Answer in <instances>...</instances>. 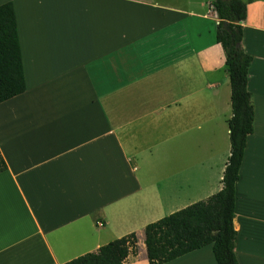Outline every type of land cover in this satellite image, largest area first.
Instances as JSON below:
<instances>
[{"label":"crops","instance_id":"crops-1","mask_svg":"<svg viewBox=\"0 0 264 264\" xmlns=\"http://www.w3.org/2000/svg\"><path fill=\"white\" fill-rule=\"evenodd\" d=\"M25 91L0 103V264H64L217 193L230 84L209 0H0ZM242 50L253 131L235 182L234 253L264 264V0ZM164 264H216L211 245Z\"/></svg>","mask_w":264,"mask_h":264},{"label":"trees","instance_id":"trees-1","mask_svg":"<svg viewBox=\"0 0 264 264\" xmlns=\"http://www.w3.org/2000/svg\"><path fill=\"white\" fill-rule=\"evenodd\" d=\"M253 0H209L218 24L215 41L223 49L229 76L231 117L228 120L230 151L221 189L168 216L145 226L143 243L148 264H164L192 251L211 245L216 264H238L234 248L235 182L246 146L253 131V107L247 90L251 57L241 48L242 26L247 4ZM25 91V80L17 24L10 1L0 5V103ZM6 165L0 156V172ZM136 251L134 234L115 239L96 251L64 264H125Z\"/></svg>","mask_w":264,"mask_h":264}]
</instances>
